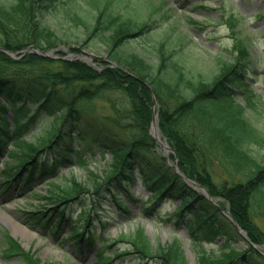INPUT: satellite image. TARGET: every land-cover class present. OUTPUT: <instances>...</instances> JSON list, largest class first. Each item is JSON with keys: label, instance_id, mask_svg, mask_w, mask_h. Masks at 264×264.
Wrapping results in <instances>:
<instances>
[{"label": "trees", "instance_id": "trees-1", "mask_svg": "<svg viewBox=\"0 0 264 264\" xmlns=\"http://www.w3.org/2000/svg\"><path fill=\"white\" fill-rule=\"evenodd\" d=\"M59 2L0 0V46L18 52L68 45L60 26L73 22L81 26L83 41L71 51L80 54L89 40H98L107 57L95 59L99 70L82 60L33 53L13 58L0 50V156L11 143L20 148L18 154L9 152L15 165L1 173L0 185H15L26 175L22 186L26 190L47 176L60 178L63 175L57 173L62 165H86L79 146L97 142L114 158L104 178L89 188L64 176L65 185L51 183L50 202H82L86 197L96 205L111 197L119 209L129 212L119 192L127 193L133 179L142 178L156 198H172L181 216L189 217L195 228L219 238L222 256L213 254L215 258L207 264H264V257L252 245H240L244 240L236 225L168 164L150 135L154 95L160 131L176 151L179 169L214 199H221L223 208L228 205L251 242L264 246V134L245 118L241 108L225 105L231 94L229 85L249 65L244 42H238L239 56L233 68L224 63L223 73L197 77L196 69L183 61L182 39L156 42V62L136 53L132 41L151 34L159 21L152 14L145 21L138 19L144 10L132 6V0H81L51 23L47 15ZM229 25L236 28L238 19H230ZM106 59L118 67L109 66ZM42 116L48 118L46 126L41 132L32 131ZM28 133L31 141L24 138ZM45 213L34 212L28 219L40 223ZM82 217L84 227L72 228L76 239L84 240L93 233L92 217L87 211ZM118 242L127 244V249L114 252L115 258L135 255L137 261L132 264L148 260L186 264L177 243L166 250L156 248L142 228L121 234ZM100 262L95 264L106 263Z\"/></svg>", "mask_w": 264, "mask_h": 264}, {"label": "rangeland", "instance_id": "rangeland-1", "mask_svg": "<svg viewBox=\"0 0 264 264\" xmlns=\"http://www.w3.org/2000/svg\"><path fill=\"white\" fill-rule=\"evenodd\" d=\"M63 1L65 2L62 3L63 6L56 8L52 13L54 20L61 19L64 10L77 2V0ZM161 2H165L161 11H153ZM133 3L144 10V12L141 10L142 17L136 15L138 19L145 21L148 19L147 15L152 14V18L160 21L151 34L132 41L136 53L156 62L157 57L154 52L156 42L168 37L170 42L179 41V38H182L183 61L196 69L197 77L217 76L219 69H222L220 62L234 60L237 40H245L250 52L249 59L252 62L249 65L248 74L245 75L244 86L233 87L236 94L234 100L237 105H246V99H252L253 107L247 109L245 118L264 134V0H134ZM165 13L167 18L162 20L161 15ZM260 13L262 14L259 15ZM233 16L240 19L239 27L234 29L235 32L229 26V20L234 18ZM190 18L196 22L191 21ZM80 27H76L72 22L60 26L70 42L68 45L59 47L65 54L72 53L70 48H78L80 44L77 42L83 41ZM82 50L83 54L92 60L107 56L105 47L98 40H89ZM40 126L39 124L37 129ZM85 145L88 148L90 144ZM10 148L12 151L16 150L14 145ZM98 152L99 150L95 149L96 160L91 161L87 167L76 166L71 171L70 168L62 167L61 171L68 177L72 173L78 182L91 188L95 181L104 178L106 163L111 161L109 153L104 160H100ZM5 162H9L8 158ZM3 165H0V169ZM55 183L65 185L67 181L56 180ZM36 187L38 190L32 195L0 198V264H32L30 258L12 256L13 244L16 241L23 249L35 251L43 263L48 261L52 264H94L104 259L108 262L107 264H111L113 260L108 255L113 256L112 251L127 249V245L121 243L111 247L113 241H116L120 233H129L138 226H144L154 247L161 246L166 250L177 241L184 252L186 264H207L215 258L204 241L194 240L190 234L191 224L188 220H183L186 224H179L176 217L170 216L178 209L173 202L168 203L170 204L168 208L160 203L151 213L144 212L143 207L151 206L150 202L153 203L155 200H151L152 195L141 179H138L131 188V193L135 196V200L137 199L136 202L124 200L132 213L129 221H124L126 214L116 208L110 197L107 201L101 200V205H93L90 199L85 197L80 203L58 204L59 211H67L66 222L58 231L55 229L58 216L46 228H40V225H44L46 221H42L39 226L24 222L26 212L40 210L42 206L46 207L45 210L52 208L51 202L43 199V196L47 195L46 190L49 189V185L44 182ZM147 199L148 202H146ZM220 202L223 201L220 200ZM85 207L95 219V230H93L95 241L91 249L87 246L80 249L71 237L73 235L71 227L83 225L84 220L80 218L81 211H84ZM95 213H98V216ZM13 222L17 223L19 228H14ZM108 233L110 235H107ZM195 233L201 238L209 239L203 230H197ZM240 245L245 246L243 241H240ZM256 249L264 256V247L256 245ZM136 260L135 255L125 254L114 263L127 264ZM142 264H163V261L148 260Z\"/></svg>", "mask_w": 264, "mask_h": 264}, {"label": "bare ground", "instance_id": "bare-ground-1", "mask_svg": "<svg viewBox=\"0 0 264 264\" xmlns=\"http://www.w3.org/2000/svg\"><path fill=\"white\" fill-rule=\"evenodd\" d=\"M153 132H154V134L157 136V137H161L160 136V133H159V131H158V129L156 128V126L153 128ZM12 225L14 226V228H19V225L17 224V223H15V222H13L12 223ZM24 233V232H23Z\"/></svg>", "mask_w": 264, "mask_h": 264}, {"label": "water", "instance_id": "water-1", "mask_svg": "<svg viewBox=\"0 0 264 264\" xmlns=\"http://www.w3.org/2000/svg\"><path fill=\"white\" fill-rule=\"evenodd\" d=\"M34 52H37V51H35V50H33ZM39 54H41V55H43V56H45V57H53L52 56V54L51 53H44V52H39ZM115 66V65H114ZM168 149H170L169 147H168ZM171 150V149H170ZM199 187H201V186H199ZM202 188V187H201ZM205 193H206V196H208V193L205 191Z\"/></svg>", "mask_w": 264, "mask_h": 264}]
</instances>
